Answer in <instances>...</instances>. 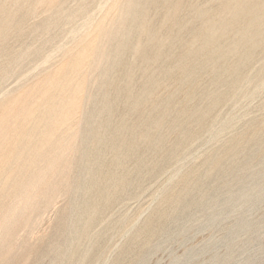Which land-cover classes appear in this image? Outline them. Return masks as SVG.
Wrapping results in <instances>:
<instances>
[{
    "label": "rangeland",
    "instance_id": "rangeland-1",
    "mask_svg": "<svg viewBox=\"0 0 264 264\" xmlns=\"http://www.w3.org/2000/svg\"><path fill=\"white\" fill-rule=\"evenodd\" d=\"M31 1L0 0V144L5 143V137L10 139L7 140L10 143L0 145L1 154L5 152L0 154V168L1 165L7 168L8 174L12 168L15 176L6 180L7 186L4 183L3 188L0 186L3 189L0 190V264H264V76L250 79L264 68V51L256 53L244 68V78L234 95L214 106L209 126L204 130L192 126L195 139L188 143L173 165L153 178L144 173L142 185L133 190V195L122 194L121 200L111 205L107 212L99 206L91 210L88 216L99 219L97 223L85 224L66 246L65 252L52 259L56 256L53 247L65 236L64 221L69 214L70 190L74 187L73 163L78 160V148L84 144L81 126L85 104L101 80L99 71L105 57L99 49L106 46V32L114 31L122 24L123 6L129 0ZM223 1L226 0H179L172 19L188 17L191 7L217 11ZM158 4L151 10V18L144 29H147L146 37L161 34L158 40L164 42L174 24L168 22L164 30L159 14L166 11L168 5L166 0H159ZM201 24L200 19L188 17L184 35ZM138 41L143 40L140 37ZM129 61L133 64L136 87L140 90L145 78L140 69L143 64L133 58ZM151 63L153 67L159 64ZM178 77L177 72L156 94L166 96L174 91ZM209 78V73H204L199 78L200 83H207ZM65 83L73 87L66 88ZM78 86L83 88L78 89ZM184 95V89L178 92L177 105L181 104ZM122 102V99L116 101L119 105ZM33 110L40 112L35 114ZM45 110L52 113L44 115ZM24 114L31 115L33 120L29 122L31 116L27 118ZM47 116L50 123L46 122ZM50 118H56L55 122L60 125L55 124V119L51 122ZM40 123L45 127L42 124L36 127ZM56 128L59 131L53 130ZM48 135L50 139L46 138ZM12 137L18 142L15 143ZM176 137V133L168 135V148ZM248 138H254L262 145L243 146ZM23 140L28 141L27 144L22 143ZM232 140L242 145L232 148L239 152L235 157L224 159V169L215 170L219 164L208 161L203 173L205 178L199 180L198 168L186 172L200 166L206 156L218 149L229 150ZM17 144L22 150L17 149ZM38 147L42 148L39 150ZM3 148L6 150L2 151ZM13 156L19 160L9 166L15 160ZM124 160L123 156L116 155L110 161L130 172L131 164ZM105 161L99 163L103 166ZM180 172L184 173L185 190L181 192L184 208L178 209L181 212L169 221L164 231L135 252L134 246L140 243L137 237L131 238V234L143 224L147 214L158 204L159 195ZM85 175L88 176V172ZM177 187L182 188L181 185ZM192 188L197 190L194 200ZM126 189L132 191L130 187ZM6 207L11 210L6 211ZM2 214L5 220L1 218ZM4 214L11 218L7 220L9 216Z\"/></svg>",
    "mask_w": 264,
    "mask_h": 264
},
{
    "label": "water",
    "instance_id": "water-1",
    "mask_svg": "<svg viewBox=\"0 0 264 264\" xmlns=\"http://www.w3.org/2000/svg\"><path fill=\"white\" fill-rule=\"evenodd\" d=\"M166 1L168 8L159 14V22L164 30L168 22L174 27L169 28L170 36L164 37V42L158 40L161 34L146 37L147 29H144L159 0L127 1L123 6L122 24L104 35L106 46L99 49L105 57L99 71L101 80L85 104L81 126L84 144L78 148V160L73 163L74 187L70 190L69 214L64 221L65 236L53 247L56 256L52 259L65 252L85 224L97 223L99 219L88 216L91 210L99 206L107 212L111 205L121 200L122 194L133 195V190L142 185L144 173L153 178L173 165L188 143L195 139L192 126L200 130L209 126L214 106L234 95L244 78V68L256 53L264 51V0H226L217 11L191 7L188 17L198 18L202 24L188 30L186 36L183 28L188 17L172 19L179 0ZM139 36L143 40L141 43ZM227 36L231 37L228 41L224 40ZM130 58L143 64L140 69L145 78L140 90L136 87ZM152 61L158 62V66L153 67ZM177 72L179 77L174 91L158 96L157 91ZM204 73H209L210 78L203 84L199 78ZM261 76H264V68L250 79L257 80ZM183 89L185 95L177 105L178 92ZM118 99L123 100L122 105L116 103ZM172 133L177 137L168 148L167 137ZM253 139L248 138L243 146L262 145ZM239 145L242 144L232 140L229 150L218 149L206 156L200 166L186 172L198 168L199 180L203 179L208 161L219 164L215 170L224 169V159L235 157L239 150L232 151V148ZM116 155L123 156L125 163L131 164L130 172L110 161ZM101 160H107L103 166L99 163ZM183 178L184 173L180 172L167 184L158 197V204L147 214L143 224L134 229L130 237H137L140 243L134 246L135 252L164 231L169 221L179 215L178 209L184 208ZM128 187L131 192L126 191ZM196 191L194 188L190 191L193 200Z\"/></svg>",
    "mask_w": 264,
    "mask_h": 264
},
{
    "label": "bare ground",
    "instance_id": "bare-ground-1",
    "mask_svg": "<svg viewBox=\"0 0 264 264\" xmlns=\"http://www.w3.org/2000/svg\"><path fill=\"white\" fill-rule=\"evenodd\" d=\"M22 1H23V0H22ZM33 1H34V0H33ZM33 1H31V2H33ZM42 1H43V0H42ZM38 2H39V0H38ZM50 2H51V1H50ZM114 2H115V1H114ZM119 2H120V1H119ZM59 3H60V2H59ZM117 5H118V4H117ZM83 6H84V5H83ZM6 7H7V6H6ZM14 7H15V6H14ZM84 7H85V6H84ZM114 7H115V6H114ZM50 9H52V8H50ZM113 9H115V8H113ZM113 9H112V10H113ZM55 10H56V8H55ZM109 10H111V8H110ZM4 11H5V10H4ZM115 11H116V10H115ZM109 12H110V11H109ZM5 13H6V12H5ZM61 13H62V12H61ZM7 14H8V13H7ZM54 14H55V13H54ZM64 14H65V13H64ZM4 15H5V14H4ZM67 15H68V14H67ZM62 16H63V15H62ZM50 17H52V16H50ZM65 17H66V16H65ZM113 17H114V16H113ZM66 18H67V17H66ZM102 18H103V17H102ZM5 20H6V19H5ZM54 20H55V19H54ZM104 20H105V19H104ZM114 20H115V18H114ZM50 21H51V20H50ZM18 22H19V21H18ZM114 22H115V21H114ZM101 23H102V21H101ZM105 24H106V23H105ZM107 24H108V23H107ZM111 24H112V23H111ZM12 25H13V24H12ZM99 25H101V24L99 23ZM19 26H20V25H19ZM103 26H104V25H103ZM20 27H21V26H20ZM106 27H107V26H106ZM112 27H113V26H112ZM9 28H10V27H9ZM99 28H100V27H99ZM18 29H19V28H18ZM96 29H97V28H96ZM103 29H104V28H103ZM110 29H111V28H110ZM1 32H2V31H1ZM94 32H95V31H94ZM105 32H106V31H105ZM98 33H99V32H98ZM103 34H104V33H103ZM22 35H23V34H22ZM24 35H25V34H24ZM91 35H92V34H91ZM96 35H97V34H96ZM101 36H102V35H101ZM102 37H103V36H102ZM230 38H231V37L227 36V37L224 38V40L228 41ZM101 39H102V38H101ZM95 41H96V40H95ZM31 42H32V41H31ZM104 42H105V41H104ZM93 43H94V42H93ZM95 46H96V45H95ZM87 48H88V47H87ZM58 49H59V48H58ZM6 50L9 51V49H7V48H6ZM80 50H81V49H80ZM52 52H53V51H52ZM81 52H82V50H81ZM1 53H2V52H1ZM82 53H83V52H82ZM6 54H7V53H6ZM11 54H12V53H11ZM51 54H52V53H51ZM78 56H79V55H78ZM43 57H44V56H43ZM45 58H46V57H45ZM76 58H77V57H76ZM79 59H80V56H79ZM79 59H77V61H78ZM16 61H17V60H16ZM81 62H82V60H81ZM82 63H84V62H82ZM79 64H80V63H79ZM80 65H81V64H80ZM82 65H83V64H82ZM82 68H83V67H82ZM82 68H81L80 70H83ZM85 68H86V67H85ZM78 69H79V68H78ZM64 77H65V76H64ZM67 77H69V76H68V73H67ZM68 79H70V78H68ZM63 80H66V78H65V79L63 78ZM73 80H74V79H72V81H71L72 84H73ZM66 81L68 82V80H66ZM66 81H65V82H66ZM62 82H63V81H62ZM68 83H70V82H68ZM82 84H83V83H82ZM82 84H81V85H82ZM65 85H66V83H65ZM68 85H69V84H68ZM68 85H66L65 87H66V88L73 87L72 85H71V86H68ZM83 85H85V84H83ZM59 86H60V85H59ZM79 87H80V86H78V89H79ZM84 87H85V86H84ZM63 88H64V87H63ZM80 88H83V87L81 86ZM48 90H49V89H48ZM81 90H83V89H81ZM35 91H36V90H35ZM50 91H51V90H50ZM84 91H85V90H84ZM48 92H49V91H48ZM48 92H46L47 95H48ZM58 92H59V91H58ZM58 92H57V93H58ZM67 92H68V91H67ZM73 92H74V91H73ZM82 92H83V91H82ZM16 95H17V94H16ZM18 95H19V94H18ZM58 95H59V94H58ZM48 96H49V95H48ZM41 97H43V96L41 95ZM46 97H47V96H46ZM52 99H53V98H52ZM72 99H73V98H72ZM41 100H42V99H41ZM44 100H45V99H44ZM49 100H50V98H49ZM67 100H68V99H67ZM13 101H14V99H13ZM42 101H43V100H42ZM45 101H46V100H45ZM63 101H64V100H63ZM76 101H77V100H76ZM11 102H12V101H11ZM47 102H48V100H47ZM58 102H59V101H58ZM12 105H13V104H12ZM31 105H32V104H31ZM42 105H43V103H42ZM51 105H52V104H51ZM63 105H64V104H63ZM26 106H27V105H26ZM32 106H33V105H32ZM34 106H35V105H34ZM40 106H41V105L38 104V107H40ZM43 106H44V105H43ZM65 106H66V105H65ZM45 107H46V105H45ZM45 107H44V109L47 108V107H46V108H45ZM48 107H49V106H48ZM22 108H23V107H22ZM49 108H50V107H49ZM49 108H47V109H49ZM59 108H61V107H59ZM38 109H39V108H38ZM63 109H64V108H63ZM63 109H62V110H63ZM26 110H27V109H26ZM40 110H41V109H40ZM42 110H43V109H42ZM29 111H30V110H29ZM49 111H51V109H50ZM33 112H34L35 114H38V113H36V112H40V111H34V110H33ZM42 112H44V111H42ZM47 112H48V111L45 110V113H43V114L45 115ZM7 113H8V112H7ZM27 113H28V111H27ZM34 113H33V114H34ZM49 113L51 114L52 112H48L47 114L49 115ZM43 114H42V115H43ZM62 114H63V113H62ZM17 115H18V114H17ZM25 115H26V116H25ZM27 115H28V114H24L25 117H27ZM42 115H41V116H42ZM58 115H59V114H58ZM58 115H57V116H58ZM30 116H31V115H30ZM30 116H28L27 118H29ZM51 117H52V116H51ZM54 117H56V116H54ZM22 119H23V118H22ZM44 119H45V118H44ZM46 119L48 120V116H47ZM54 119H55V120H54ZM54 119H51V118H50V120H52L51 122H53V120H54V122H55V121H56V118H54ZM71 119H72V118H71ZM16 120H17V119H16ZM31 120H33V117H32V116H31V119H30L29 122H31ZM0 121H1V120H0ZM41 121L43 122L42 118H41ZM45 121H46V120H45ZM57 121H58V120H57ZM67 121H68V120H67ZM69 121H70V120H69ZM35 122H36V121H35ZM46 122H49V120L46 121ZM33 123H34V122H33ZM49 123H50V122H49ZM64 123H65V122H64ZM64 123H61V124H64ZM67 123H68V122H67ZM67 123H66V124H67ZM71 123H72V122H71ZM20 124H22V123H20ZM41 124H42V123H40L39 125H36V127H37V126H40ZM46 124H48V123H46ZM53 124H54V123L51 124V125H52L51 128L49 127V128L51 129V131H52V128H53V126H54ZM55 124H58V123L55 122ZM66 124H65V125H66ZM27 125H28V123H27ZM27 125H26L24 128H26ZM44 125H45V124H44ZM44 125L42 124L41 126L43 127ZM49 125H50V124H49ZM49 125H47V127H48ZM58 125H60V124H58ZM22 126H23V124H22ZM31 126H32V125H31ZM68 126H69V125H68ZM20 127H21V126H20ZM20 127H19V128H20ZM34 127H35V126H34ZM44 127H45V126H44ZM61 127H62V125H61ZM63 127H64V125H63ZM10 128H13V127H10ZM10 128H9V129H10ZM15 128L18 129V127H16V126H15ZM49 128H48V129H49ZM57 128H58V127H57ZM57 128H56V129H53V130H55V131H56V130L59 131V129H57ZM59 128H60V127H59ZM13 129H14V128H13ZM38 129H39V128H38ZM1 130H2V129H1ZM11 130H12V129H11ZM63 130H64V129H63ZM63 130H62V131H63ZM15 131H16V130H15ZM44 131H45V130H44ZM49 131H50V130H49ZM19 132H20V131H19ZM31 132H32V131H31ZM42 132H43V131H42ZM6 133H7V132H6ZM6 133H5V134H6ZM13 133H14V131H13ZM24 133H25V132H24ZM29 133H30V132H29ZM50 133H51V132H50ZM50 133H49V134H50ZM17 134H18L17 137H19V134H20V133L17 132ZM22 134H23V133H22ZM40 134H41V133H40ZM47 134H48V133H47ZM47 134L44 135V137L47 136ZM72 134H73V133H72ZM11 135H12V134H11ZM36 135H37V134H36ZM3 136H4V135H3ZM3 136H2V137H3ZM6 136H8V138L10 137L9 134L6 135ZM27 136H28V135H27ZM29 136H30V135H29ZM51 136H52V133H51ZM12 138L14 139V142H15L16 139H15L14 137H12ZM21 138H22V137H21ZM38 138H39V137H38ZM42 138H43V136H42ZM46 138H49V139H50L49 135H48V137H46ZM26 139L28 140V138H26ZM30 139H31V138H29V140H30ZM39 139H41V137H40ZM5 140H6V141H5V143H6L7 140H10V139H7V137H5ZM21 140H22V139H21ZM32 140H34V139L32 138ZM30 141H31V140H30ZM40 141H41V140H40ZM48 141H49V140H48ZM50 141H51V140H50ZM8 142H9V141H8ZM8 142H7V143H8ZM14 142H12V143L14 144ZM17 142H18V141L16 140L15 143H17ZM25 142H26V144H27L28 141H25ZM25 142H24V140L22 141V143H25ZM51 142H52V141H51ZM5 143H2V144H0V145L3 146ZM9 143H10V142H9ZM20 143H21V141H20ZM36 143H37V142H36ZM26 144H25V145H26ZM37 144H38V143H37ZM48 144H49V143H48ZM50 144H51V143H50ZM58 144H59V142H58ZM45 145H46V144L44 143L43 146L45 147ZM14 146L16 147V145H13L12 147H14ZM37 146H38V145H37ZM60 146H61V144H60ZM0 147H1V146H0ZM23 147H24V146H23ZM52 147H53V145H52ZM19 148H21V147L18 146V144H17V149H19ZM30 148H31V147H30ZM41 148H42V147H41ZM41 148L38 147L37 149L40 150ZM15 149H16V148H15ZM4 150H6V148H5V149L3 148L2 151H4ZM12 150H13V149H12ZM19 150H22V149H19ZM23 150H24V148H23ZM33 150H34V147H33ZM51 150L53 151L54 149L52 148ZM0 151H1V149H0ZM37 151H38V150H37ZM37 151H36V152H37ZM11 152H12V151H11ZM13 152H15V151L13 150ZM28 152H29V151H28ZM46 152H47V151H46ZM56 152H57V151H56ZM2 153H3V152H2ZM20 153H21V152H20ZM22 153H23V152H22ZM22 153H21V155H22ZM47 153H50V152L48 151ZM47 153H46V154H47ZM51 153H52V152H51ZM54 153H55V152H54ZM54 153H52V154H54ZM0 154H1V152H0ZM4 154H5V152H4ZM4 154H1V155H4ZM16 154H19V152L16 153ZM52 154H51V155H52ZM1 155H0V156H1ZM12 155H13V154H12ZM21 155H20V156H21ZM29 155H30V154H29ZM48 155H49V154H48ZM9 156H10V155H9ZM16 156H18V155H16ZM4 157H5V156H4ZM10 157L12 158V156H10ZM13 157H14L15 160H14V161H11L12 164L9 165V166L14 165L16 162H18V160H19V158H20V157L18 156L19 158H18V160H16L15 156H13ZM41 157H42V156H41ZM50 157H51V156H50ZM52 157H54V156H52ZM8 158H9V157H7V159H8ZM11 158H10V160H11ZM45 158H46V157H44V159H45ZM12 160H13V159H12ZM2 161H3V160H2ZM182 161H183V160H182ZM6 162H8V161H6ZM13 162H14V164H13ZM3 163H4V165L6 166L5 161H4ZM42 163H43V161H42ZM1 164H2V163H1ZM35 164H36V163H35ZM40 164H41V163H40ZM21 165H22V164H21ZM52 165H53V164H52ZM50 166H51V165H50ZM51 167H52V166H51ZM66 167H67V166H66ZM19 168H20V167H19ZM6 169H7V168H6ZM6 169H5L4 167L2 168V165H1V168H0V186H1L2 188H3V186H2L3 183L5 184V183H6L7 181H9L10 179L15 178V176L13 175V174H14L13 169L10 168V173H11V174L9 173L10 175L7 173ZM35 169H36V168H35ZM38 169H39V168H38ZM38 169H36V170H38ZM32 171H33V169H32ZM34 171H35V170H34ZM39 171H41V170H39ZM19 172H20V171H19ZM45 172H46V170H45ZM48 172H49V171H48ZM22 173H23V172H22ZM30 173H31V172H30ZM45 174H46V173H45ZM27 175H28V174H27ZM177 175H178V174H177ZM22 177H24V176H22ZM25 177H27V176H25ZM28 177H29V176H28ZM8 178H9V179H8ZM30 178H31V177H30ZM6 180H7V181H6ZM21 180H23V179H21ZM30 180H31V179H30ZM32 180H33V179H32ZM26 181H27V180H26ZM26 181H25V182H26ZM14 182H15V181H14ZM31 182H32V181H31ZM8 183H10V182H8ZM8 183H7V184H8ZM23 183H24V182H23ZM5 185H6V184H5ZM9 185H10V184H9ZM24 185H25V184H24ZM28 185H30V183H29ZM6 186H7V185H6ZM11 186H13V184H12ZM36 186H38V185H36ZM36 186H35V188H37ZM22 187H23V186H22ZM29 187H31V185H30ZM25 188H26V187H25ZM27 188H28V187H27ZM4 189H5V187H4ZM13 189H14V188H13ZM0 190L3 191V189H1V188H0ZM24 190H26V189H24ZM5 191H6V190H5ZM14 191H16V190H14ZM34 191H35V189H34ZM0 193H1V192H0ZM8 193H9V192H8ZM6 194H7V193H6ZM16 194H17V193H16ZM31 194H33V193H31ZM35 195H36V194H35ZM14 197H15V196H14ZM0 198H1V196H0ZM13 199H14V198H13ZM29 202H30V201H29ZM12 203H13V202H11V204H12ZM14 204H15V203H14ZM18 205H19V204H18ZM16 206H17V205H16ZM1 207H2V206H1ZM17 207H18V206H17ZM14 208H15V207H14ZM5 209H6V211H10V210H11V209H9V207H6ZM5 209L2 210V211L4 212ZM8 209H9V210H8ZM12 210H13V209H12ZM2 211H1V212H2ZM15 211H16V210H15ZM15 211H14V212H15ZM3 212H2V213H3ZM11 212H13V211H11ZM8 213H9V212H7V214H8ZM12 214H13V213H12ZM4 215H5V214H4ZM5 216H6V217L9 216V217L6 218L7 220H8L9 218H11L10 215H5ZM2 217H4L3 214L1 215V218H2ZM0 220H1V219H0ZM4 220H5V217H4ZM7 220H6V221H7ZM2 221H3V220H2ZM0 222H1V221H0ZM4 223H5V222H4ZM1 224H2V222H1ZM1 224H0V225H1ZM3 226H4V225H3ZM3 229H4V227H3ZM2 233H4V232H2ZM0 234H1V232H0ZM4 234H5V233H4ZM6 237H7V236H6ZM1 248H2V247H1ZM1 248H0V249H1ZM87 249H88V248H87ZM106 254H107V253H106ZM226 254H227V253H226ZM99 257H100V256H99ZM226 261H227V260H226ZM237 264H238V263H237Z\"/></svg>",
    "mask_w": 264,
    "mask_h": 264
}]
</instances>
